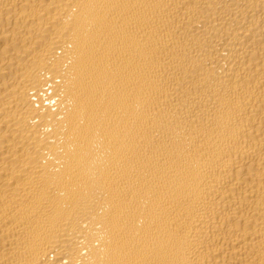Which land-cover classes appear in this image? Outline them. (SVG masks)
Returning <instances> with one entry per match:
<instances>
[{
	"label": "bare ground",
	"instance_id": "bare-ground-1",
	"mask_svg": "<svg viewBox=\"0 0 264 264\" xmlns=\"http://www.w3.org/2000/svg\"><path fill=\"white\" fill-rule=\"evenodd\" d=\"M0 264H264V0H0Z\"/></svg>",
	"mask_w": 264,
	"mask_h": 264
}]
</instances>
